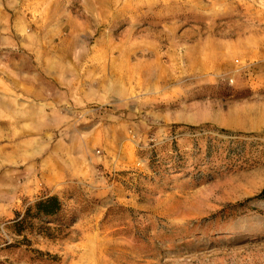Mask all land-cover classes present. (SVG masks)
<instances>
[{"label": "rangeland", "instance_id": "374dc122", "mask_svg": "<svg viewBox=\"0 0 264 264\" xmlns=\"http://www.w3.org/2000/svg\"><path fill=\"white\" fill-rule=\"evenodd\" d=\"M0 264H264V0H0Z\"/></svg>", "mask_w": 264, "mask_h": 264}, {"label": "trees", "instance_id": "16d2710c", "mask_svg": "<svg viewBox=\"0 0 264 264\" xmlns=\"http://www.w3.org/2000/svg\"><path fill=\"white\" fill-rule=\"evenodd\" d=\"M62 210V203L56 195L43 196L34 203L27 206L24 214L21 216L16 212L15 217L11 220L10 225L14 229L15 234L21 235L24 230L33 228L31 220L43 217L49 218L59 214ZM49 228L42 226L38 230L47 233Z\"/></svg>", "mask_w": 264, "mask_h": 264}]
</instances>
